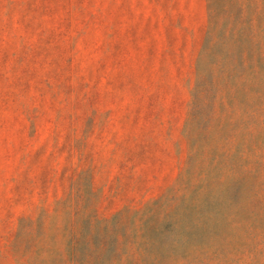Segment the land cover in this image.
I'll list each match as a JSON object with an SVG mask.
<instances>
[{
  "label": "rangeland",
  "instance_id": "rangeland-1",
  "mask_svg": "<svg viewBox=\"0 0 264 264\" xmlns=\"http://www.w3.org/2000/svg\"><path fill=\"white\" fill-rule=\"evenodd\" d=\"M0 264H264V0H0Z\"/></svg>",
  "mask_w": 264,
  "mask_h": 264
}]
</instances>
